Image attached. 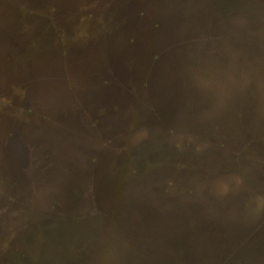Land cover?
Here are the masks:
<instances>
[{
  "label": "rangeland",
  "instance_id": "1",
  "mask_svg": "<svg viewBox=\"0 0 264 264\" xmlns=\"http://www.w3.org/2000/svg\"><path fill=\"white\" fill-rule=\"evenodd\" d=\"M258 237L264 0H0V264H264Z\"/></svg>",
  "mask_w": 264,
  "mask_h": 264
},
{
  "label": "trees",
  "instance_id": "2",
  "mask_svg": "<svg viewBox=\"0 0 264 264\" xmlns=\"http://www.w3.org/2000/svg\"><path fill=\"white\" fill-rule=\"evenodd\" d=\"M227 14H228V9H227ZM71 138H73L71 135H69L68 136V139H71ZM116 171H117V169H116ZM101 178V176H99V179ZM104 178V177H103ZM119 179V178H118ZM131 180V177H124V178H121V180H120V184H125V185H128V182ZM102 182V181H101ZM113 218V219H112ZM111 219L109 218V217H107L106 215H103L102 217H101V219L103 220L102 222L100 221V220H98L95 224H97L96 226H98L96 229H93L92 231H90L91 233H93V232H95V234L92 236L91 234H88V236H87V238L86 239H88V242L91 244V243H95V242H99V240H96L97 239V235L99 234V233H102V234H104V233H106V232H111V230H109L108 229V226H107V224H108V222H109V220H117L116 218H114V217H112ZM56 222H63V220H61V219H59V220H56V221H54V223H56ZM45 225V222H43L42 223V226H44ZM57 225H59V224H57ZM60 228H62V227H60ZM87 233H89V231L87 232ZM86 233V234H87ZM87 242V241H86ZM255 243L254 244H251L250 243V249H251V252H250V260L253 262V263H255L256 261H257V259H258V254H259V252H260V249H261V245H263L264 244V240L262 239V237H258L255 241H254ZM88 243V244H89ZM53 244V243H52ZM54 245V244H53ZM56 246H58V245H56L55 244V247ZM54 247V246H53ZM52 247V248H53ZM46 248V247H45ZM45 248L43 247V245H42V247H40V255H42V253H43V251L45 250ZM51 248V249H52ZM11 249V248H10ZM20 249L18 248L17 250H15V252L17 251H19ZM262 254H260V257L261 256H264V251H263V249H262V252H261ZM55 254H51L50 255V257L52 258V256H54ZM22 259V258H21ZM7 260H11V259H7ZM24 260V259H23ZM21 261V260H20ZM24 262H26L25 264H28V262H32V264H50L48 261H47V259H45V258H43V257H38V258H33V260H29V259H26ZM2 264H6V261H3L2 262ZM14 264V263H13ZM29 264H31V263H29Z\"/></svg>",
  "mask_w": 264,
  "mask_h": 264
}]
</instances>
